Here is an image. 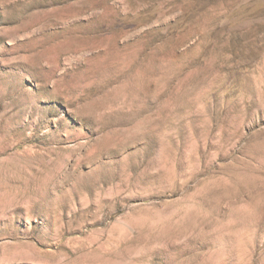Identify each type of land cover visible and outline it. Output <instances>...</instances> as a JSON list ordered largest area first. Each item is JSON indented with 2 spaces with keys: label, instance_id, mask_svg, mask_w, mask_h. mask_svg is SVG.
Instances as JSON below:
<instances>
[{
  "label": "rangeland",
  "instance_id": "374dc122",
  "mask_svg": "<svg viewBox=\"0 0 264 264\" xmlns=\"http://www.w3.org/2000/svg\"><path fill=\"white\" fill-rule=\"evenodd\" d=\"M0 264H264V0H0Z\"/></svg>",
  "mask_w": 264,
  "mask_h": 264
}]
</instances>
